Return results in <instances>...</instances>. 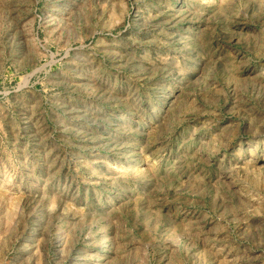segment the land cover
<instances>
[{"label": "rangeland", "instance_id": "rangeland-1", "mask_svg": "<svg viewBox=\"0 0 264 264\" xmlns=\"http://www.w3.org/2000/svg\"><path fill=\"white\" fill-rule=\"evenodd\" d=\"M0 264H264V0H0Z\"/></svg>", "mask_w": 264, "mask_h": 264}]
</instances>
